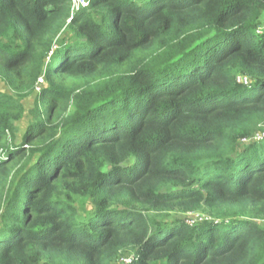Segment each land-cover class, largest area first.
<instances>
[{
    "label": "trees",
    "instance_id": "obj_1",
    "mask_svg": "<svg viewBox=\"0 0 264 264\" xmlns=\"http://www.w3.org/2000/svg\"><path fill=\"white\" fill-rule=\"evenodd\" d=\"M0 79V264H264V0H0Z\"/></svg>",
    "mask_w": 264,
    "mask_h": 264
},
{
    "label": "rangeland",
    "instance_id": "obj_2",
    "mask_svg": "<svg viewBox=\"0 0 264 264\" xmlns=\"http://www.w3.org/2000/svg\"><path fill=\"white\" fill-rule=\"evenodd\" d=\"M83 2H84V0H72L73 5H78V4H81ZM45 86H46V82L45 81L40 82L39 85H38V89H36L35 93L33 95L27 97L23 101V104H24V107H25V115L21 119V121L17 123V125H18V127H17L18 130H17V135H16L17 136V139H16L17 143H19L21 141L22 134L28 128V122H29V119L31 117L30 111H31V109L34 106L35 96L38 93L39 89H41V88H43ZM0 91L4 92L6 94L11 93L10 88L1 79H0ZM180 215H181V217L185 218L188 222L195 221V220L199 219L202 216L201 213H187V214H183V215L180 214Z\"/></svg>",
    "mask_w": 264,
    "mask_h": 264
},
{
    "label": "built area",
    "instance_id": "obj_3",
    "mask_svg": "<svg viewBox=\"0 0 264 264\" xmlns=\"http://www.w3.org/2000/svg\"><path fill=\"white\" fill-rule=\"evenodd\" d=\"M242 80H243L244 82H247V79H246L245 77H244V78L242 77ZM42 81H43V78H40V79H39V82H42Z\"/></svg>",
    "mask_w": 264,
    "mask_h": 264
}]
</instances>
